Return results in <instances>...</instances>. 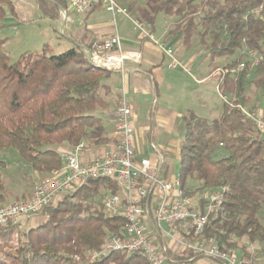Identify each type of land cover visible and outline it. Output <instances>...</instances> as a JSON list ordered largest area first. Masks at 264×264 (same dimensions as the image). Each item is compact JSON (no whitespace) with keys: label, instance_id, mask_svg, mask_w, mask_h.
I'll return each instance as SVG.
<instances>
[{"label":"trees","instance_id":"obj_1","mask_svg":"<svg viewBox=\"0 0 264 264\" xmlns=\"http://www.w3.org/2000/svg\"><path fill=\"white\" fill-rule=\"evenodd\" d=\"M36 1L44 16L53 20L68 7L66 0H49L53 9L47 0ZM151 1L147 21L153 31L160 14L175 19L163 35L165 41L179 36L189 50L198 37L197 44L214 61L238 56L217 77L220 94L236 99V105L223 104L221 116L212 122L193 112L185 116L178 175L191 197L226 189L224 209L211 219L205 239L236 252L239 241L248 236L260 243L264 259V136L239 108L250 103L251 85L264 91V59L254 69L247 66L232 73L245 60L246 51L264 57V0ZM258 8H263L260 16L251 15ZM7 12L15 15L12 0H0V34ZM93 41L86 36L73 40L74 46L60 55H50L45 47L11 63L3 46L6 39L0 35V152L14 150L43 177L62 168L63 151L85 144L87 150L99 152L113 141L98 111L109 108L106 82L114 73L85 60L82 47ZM0 188H5L1 177ZM119 191L112 179L90 180L36 215L42 218L37 227L27 228L28 221L24 229L0 228L5 232L17 228L19 234L13 248L0 245V264H149L141 254L121 252L92 260L108 235L121 234L124 220L108 216L101 204L105 194ZM186 254L193 259L189 251L181 257Z\"/></svg>","mask_w":264,"mask_h":264},{"label":"built area","instance_id":"obj_2","mask_svg":"<svg viewBox=\"0 0 264 264\" xmlns=\"http://www.w3.org/2000/svg\"><path fill=\"white\" fill-rule=\"evenodd\" d=\"M66 3L68 7L59 11L60 18L66 23L71 22L70 13L83 15L99 5L111 15L115 26L118 17L126 18L139 40L154 45L168 59L170 70L192 73L190 67L176 58L175 49L169 42L156 36L147 23L133 18L128 8L118 0H66ZM262 9L252 10L251 15L260 16ZM62 32H65V27ZM82 52L91 65L118 74L121 78L122 86L116 109L117 123L111 135L113 141L92 160H86L85 144L63 151L62 168L41 180L30 197L5 207L0 206V228L26 224L90 180L112 179L120 185V191L117 194H105L101 204L108 216L122 218L124 225L120 228V236L112 234L106 237L101 249L93 255V261L121 252L127 255L141 254L149 264H174L169 254L170 245L159 244L158 237L164 236L184 252L189 251L193 259L196 256L222 264H256L255 260L262 256L258 241H251L248 236L239 241V249L249 257L239 261L237 252L224 251L217 240L204 238L211 219L224 209L225 188L205 191L195 199L183 190L179 178L169 180L161 176L164 165L162 155L159 154L157 161H153L138 153L134 138L136 121L125 82L127 62L140 65L142 52L124 50L117 34L106 41H93L90 46L82 47ZM245 55V60L232 70L233 75L244 71L247 66L254 69L264 59L263 55L255 51H246ZM250 77L251 74H248V78ZM220 95L223 104L236 105V99ZM239 108L264 136V115L244 106ZM156 147L155 144L150 146L155 153L158 152Z\"/></svg>","mask_w":264,"mask_h":264},{"label":"rangeland","instance_id":"obj_3","mask_svg":"<svg viewBox=\"0 0 264 264\" xmlns=\"http://www.w3.org/2000/svg\"><path fill=\"white\" fill-rule=\"evenodd\" d=\"M12 2L15 15L7 12L5 25L0 34L3 39H6V44L3 46L11 63L17 62L18 58L24 54L26 55V53H41L45 47H49V54L53 56L65 53L74 46L69 32L66 29L64 33L62 32V21L44 16L36 0H12ZM46 3L49 9H53L51 1L47 0ZM119 3L130 8L132 11H130V14L133 18H138L148 24L147 16L151 14V6L153 5L151 0H120ZM59 16L58 13L57 18ZM174 21V18L160 14L156 23L157 36L159 37L164 29L173 24ZM197 41L198 37H195L192 50L187 51V54L193 53L192 63H189L184 57L186 52L182 46L179 53L175 50V53H177L176 58L186 67H190L192 73L189 74L183 70H170L167 64L168 59H166L165 64L155 69L159 93L158 98H156L158 100L156 115L163 113L166 119H171L174 116L178 118L181 114L188 116L193 112L210 122L218 120L221 116L223 101L218 89L217 77L222 68L238 56L217 58L214 61L205 49L197 44ZM247 95L250 98V103L246 107L264 115V91L256 90L251 85L247 90ZM154 99L155 97H149L148 103L154 105ZM101 112L98 111V114ZM142 121L143 119L139 122ZM181 124L177 133L173 136L165 131L158 130L159 147L157 148L164 156L165 161L171 164L173 173H178L180 168L177 148L184 135L182 121ZM172 145L177 147L172 149ZM104 151L105 149L100 153ZM160 153H155V159ZM0 177L5 184L3 190L0 188V195H3V202L0 203V206L5 207V205L30 197L39 182L46 176L43 177V175L32 171L14 150H3L0 152ZM199 196L197 194L195 199ZM29 221L27 228H35L42 223V218L33 217ZM26 224L20 227L24 229L23 227L27 226ZM0 236L6 239L4 242L0 238V245L3 248L9 250L8 247L13 248L17 245L19 238L17 228L6 230V232L1 229Z\"/></svg>","mask_w":264,"mask_h":264},{"label":"crops","instance_id":"obj_4","mask_svg":"<svg viewBox=\"0 0 264 264\" xmlns=\"http://www.w3.org/2000/svg\"><path fill=\"white\" fill-rule=\"evenodd\" d=\"M121 5L131 11L128 6H125L123 4ZM149 15L147 16V18L149 17ZM69 19L71 20V22L67 23L62 20L60 16L57 20L62 21V28L65 27V29L69 32V34L71 35V40L79 41L87 36V38L90 40L106 41L107 39L117 34L122 41L124 50L142 52L143 59L140 65L136 66L131 62H127L126 64L128 73L126 76L125 87L132 107H134L133 111L136 121V131L134 138L138 153H140L144 157L152 159L153 161H157V159H155L156 154L150 148V146L151 144H155L157 147H159V142L157 140L158 130L163 132L165 131L167 132V134L173 136L177 133L178 129L182 125V121L185 133V116H183V114H181L178 118L177 116H174L171 119H166L163 113L156 115V105H158V100L156 98H158L159 93L157 90L158 80L155 69L165 64L167 58H165L161 51L154 45L148 43L147 41L144 42L139 40L136 34L133 32L130 22L126 18L118 17V23L115 26L112 22L111 15L104 11L102 7L78 16L75 13H70ZM167 29L168 27L164 29L159 38L164 35ZM154 32L157 36L158 31L156 28V24L154 26ZM133 36H135L136 38H134ZM169 44L173 46V48H175L177 53H179V50H181L180 47L182 46V48L185 49L186 52L184 57L186 58V60H188L189 63H192L193 53L187 54V51L192 50L193 46L189 50L186 49L183 46L182 39L179 36L171 40ZM106 83L109 86V95L107 99V101L109 102V108L99 113V116L102 119V124L107 134L112 138L111 135L113 134L117 123L116 109L119 99V89L122 86V82L118 74H113ZM149 97H155L154 105H150L148 103ZM141 119H143V121L139 122ZM181 144L182 142L177 148V151H179V162ZM174 147L177 146L172 145V149H174ZM102 150L104 149H101V151L99 152H94L93 150L88 149L85 153L86 160H92L96 156V154H99L100 152H102ZM158 152L160 153L159 150ZM160 155L162 154L160 153ZM161 176L169 180H177L179 178L178 173L172 172L171 164L166 162L165 159L163 168L161 170ZM158 239L160 245H170V253L173 257L176 258L174 264H222L219 261L208 258H199L197 260H194L187 254L186 256L181 257L184 251L175 243H173L170 238L167 239V237L159 236ZM236 252L239 261H244L249 258L248 255L240 249L236 250ZM255 262L256 264H264V259L261 256L257 261L255 260Z\"/></svg>","mask_w":264,"mask_h":264}]
</instances>
